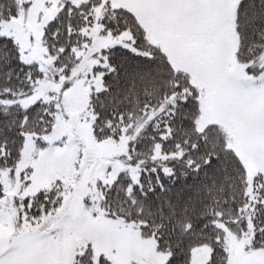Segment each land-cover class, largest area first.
<instances>
[{
    "label": "snow or ice",
    "instance_id": "1",
    "mask_svg": "<svg viewBox=\"0 0 264 264\" xmlns=\"http://www.w3.org/2000/svg\"><path fill=\"white\" fill-rule=\"evenodd\" d=\"M0 264H264V0H0Z\"/></svg>",
    "mask_w": 264,
    "mask_h": 264
}]
</instances>
